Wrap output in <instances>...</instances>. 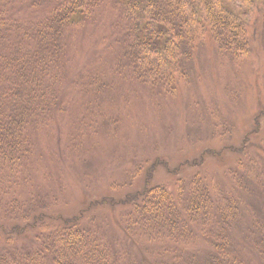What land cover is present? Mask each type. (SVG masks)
Segmentation results:
<instances>
[{
	"label": "rangeland",
	"instance_id": "obj_1",
	"mask_svg": "<svg viewBox=\"0 0 264 264\" xmlns=\"http://www.w3.org/2000/svg\"><path fill=\"white\" fill-rule=\"evenodd\" d=\"M257 1L261 5L263 0ZM260 7L246 14L252 36L249 58L232 61L206 40L194 49L190 61H184L186 68L175 76L174 92L169 86L164 87L167 91L151 87L127 72L119 44L122 24L114 11L100 9L83 26L65 33L60 70L54 71L56 84L43 100L44 107H51V99H58V110L45 108L37 120H26L30 152L21 171L14 175L9 164L0 162V206L11 199L39 202L41 214L70 218L90 202L117 201L141 190L148 172L153 173L149 185L171 191L177 180L187 184L197 178L212 197L213 210L229 204L237 212L227 229L235 255L248 264H261L253 221L264 207V117L259 133L245 144L244 155L204 154L228 146L238 149L255 115L264 110V11L260 18L256 10ZM18 8L20 19H28L18 25L23 31L32 26L28 23L34 17L44 15ZM11 20L0 32L1 58L16 42ZM32 43L27 42L36 48ZM8 71L0 74L1 92ZM113 207L117 206L89 209L80 226L99 229L116 264H201L213 249L205 241L208 234L220 231L219 224L211 221V233L196 229L191 236L185 233L173 239L161 233L156 243H149L141 237L146 229L132 226L135 219L127 222L125 213ZM114 221L125 227L124 232L130 228V235L123 236ZM134 235L139 240L131 246L127 241ZM19 238L7 244L0 234L4 264H24L26 252L40 248L34 242L31 247L19 243ZM136 256L140 259L134 262Z\"/></svg>",
	"mask_w": 264,
	"mask_h": 264
},
{
	"label": "trees",
	"instance_id": "obj_2",
	"mask_svg": "<svg viewBox=\"0 0 264 264\" xmlns=\"http://www.w3.org/2000/svg\"><path fill=\"white\" fill-rule=\"evenodd\" d=\"M260 1V0H259ZM257 0H0V32L7 30L4 22L11 18V25H16L12 34L11 53L5 58L0 56V74L8 71V79L3 82L0 91V162L11 167L14 175L21 171L20 165L26 161L30 146L25 136L26 120L35 121L45 112V108L58 110V99L52 98L51 107H44V97L56 84L54 71H59V62L63 54L62 41L65 33L83 26L93 14L102 9L114 11L119 18L123 34L119 44L126 57L124 67L142 83L151 87L169 86L176 89L175 76L186 68L184 61H190L194 49L206 40L213 44L216 52L232 61L249 58L252 53V36L246 19L247 13H253L255 7L260 18L264 11V0L256 5ZM22 6L33 11L43 12L41 18L34 17L23 31L18 25L26 24L15 12ZM14 7L16 9L14 10ZM10 11L12 12L10 14ZM3 13V15H2ZM9 13L10 15H6ZM18 30L23 31L17 33ZM33 41L36 48H30L27 42ZM0 41L1 35H0ZM3 63V64H2ZM2 69V70H1ZM176 82V83H175ZM165 91H167L165 89ZM170 92V91H169ZM41 102V103H38ZM264 110L255 115L251 130L243 135L240 147H223L219 152L204 153L219 157L220 152L244 155L248 142L259 133ZM264 154V153H263ZM195 162L190 165H194ZM201 160L196 162V166ZM8 166V165H7ZM190 168V166H188ZM141 190L129 193L117 201L102 198L90 202L78 215L63 218L61 215L48 217L32 202L20 203L11 199L4 207L0 206V234L5 243L34 242L40 248L26 252L24 264H116L108 246L103 243L99 229L89 224L80 226V218L89 209L108 206L124 212L127 222L135 219L132 226L145 230L142 238L149 243H156L163 233L166 238L176 235L184 237L185 233L193 235L196 229H208L212 224L220 231L216 235L208 234L206 243L213 249L201 264H248L235 255L232 240L227 236L229 221L237 212L229 204L213 210V199L202 181L191 179L187 184L177 180L174 191L161 185L151 186L153 173L145 174ZM38 201V200H37ZM228 203L233 204L230 200ZM39 209L36 211V209ZM2 210H5L2 213ZM46 215V216H45ZM123 236L120 222L114 221ZM53 228H48V226ZM51 224V225H49ZM6 225V226H1ZM126 226V225H124ZM254 242L258 256L264 264V207L258 218L253 221ZM28 234V237H27ZM127 243L134 245L139 240L136 235ZM13 238V239H12ZM174 255V253H172ZM15 255H13V258ZM136 256L134 262L139 261ZM4 259L0 257V264ZM115 262V263H114ZM16 264V263H13ZM19 264V263H18ZM159 264H164L159 261Z\"/></svg>",
	"mask_w": 264,
	"mask_h": 264
}]
</instances>
